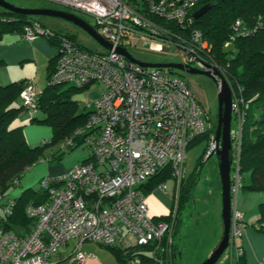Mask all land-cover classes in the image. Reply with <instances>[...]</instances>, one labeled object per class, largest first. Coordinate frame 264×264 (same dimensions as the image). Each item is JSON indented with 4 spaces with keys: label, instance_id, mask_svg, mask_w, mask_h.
Wrapping results in <instances>:
<instances>
[{
    "label": "built area",
    "instance_id": "2783aa9c",
    "mask_svg": "<svg viewBox=\"0 0 264 264\" xmlns=\"http://www.w3.org/2000/svg\"><path fill=\"white\" fill-rule=\"evenodd\" d=\"M48 1L93 17L97 31L113 48L91 51L67 36L59 38L57 65L48 84L83 87L98 83L103 87L86 106L90 108L86 123L66 137L59 149L68 151L80 139L92 151L68 172L42 178L41 187L48 199L26 206L27 214L35 219L28 232L6 230L0 220V264H57L53 256L72 240L76 241L72 253L63 257L80 264L93 257L82 249L87 241L125 249L154 244V260L167 264L159 254L165 250L162 242L174 226L177 209L174 207L169 220L155 219L143 184L169 166L174 179L161 187L171 184L173 194L175 180L180 184L186 177L189 146L212 127V122L185 74L173 71L175 68L140 65L117 48H127L126 41L134 44L146 36L153 46L177 50L187 66L222 72L209 57L210 42L191 26L190 13L201 0ZM240 25L237 20L236 29ZM53 34L38 21L26 24L23 30L28 40ZM40 94L33 81L25 83L21 98L33 113L38 111ZM233 106L236 113L237 101L233 100ZM241 124L232 129L233 196L243 185ZM209 140L208 156L217 148L215 132ZM50 142L46 139L42 143ZM19 182L17 178L15 183ZM14 203L0 194V219L12 213ZM236 208L229 247L236 248L238 255L243 253L238 237L244 226L243 215Z\"/></svg>",
    "mask_w": 264,
    "mask_h": 264
},
{
    "label": "trees",
    "instance_id": "16d2710c",
    "mask_svg": "<svg viewBox=\"0 0 264 264\" xmlns=\"http://www.w3.org/2000/svg\"><path fill=\"white\" fill-rule=\"evenodd\" d=\"M205 4H210V9L196 19L194 12ZM190 16L193 18L191 26L199 29L212 46L209 54L211 61L221 68L222 74L234 91L238 110L234 113L233 120L242 121V150L239 162L242 174L249 173L251 176V184L243 183V187L249 191H264V0H201ZM237 20L241 21L238 29L235 27ZM33 21L32 16L8 11L0 6V40L7 31L23 32L25 25ZM65 36L77 42L72 33L54 32L47 37L55 38L58 42L60 37ZM228 41H231V45L225 46ZM54 69L53 65L50 75ZM25 83L24 81L7 86L0 85V194L4 197H7V192L12 186L17 185V178L21 179L28 168L45 158V146L60 145L66 137L86 123L88 116V113L77 114L79 101L75 95L91 84L83 87L48 84L38 100V111L42 109L46 112V117L39 121L49 123L54 135L49 144L30 146L25 138L23 126H13L23 108L16 106L15 102ZM32 120L37 121L38 118L34 117ZM212 126L215 125L212 123ZM215 131L211 127L205 134L197 137L189 148L202 138H210L211 132ZM81 142L82 140L78 139L76 146ZM207 150L202 158L207 155ZM65 152L67 151L59 149V153H52L48 160H60ZM169 179H174V176L169 166H166L144 183L143 188L146 193H150ZM190 179L191 177H185L181 183L175 225L162 242L165 250L159 255L167 264H174V256L178 253L175 237L181 227L182 213L192 196L191 189L195 178L192 182ZM12 199L15 200L12 213L1 217L2 226L15 233H26L35 220L27 214L26 206L31 201L46 202L48 194L41 187L39 192L27 189L19 197ZM259 208L257 229L264 235V201L259 204ZM172 213L173 210L168 216L154 218L169 220ZM153 246L154 244H149L125 249L117 245H106L116 258L125 264H128L129 260H135L136 264H160L152 256ZM236 264H247L244 253L238 254Z\"/></svg>",
    "mask_w": 264,
    "mask_h": 264
},
{
    "label": "rangeland",
    "instance_id": "374dc122",
    "mask_svg": "<svg viewBox=\"0 0 264 264\" xmlns=\"http://www.w3.org/2000/svg\"><path fill=\"white\" fill-rule=\"evenodd\" d=\"M9 3L21 7V8H56L62 9L66 11L73 12L84 19H86L90 24L95 26V19L89 15H86L82 12L66 8L64 6H60L56 3L50 2L48 0H6ZM36 21L40 22V24L47 29H50L53 32L59 33H72L76 36L77 42H79L84 47L97 51V52H105V48L102 47L94 38H92L85 30L81 27L69 22L63 18L50 16V15H34L32 16ZM44 37V36H40ZM152 40L146 36H140L134 44H129L128 41L125 42V45L130 52V54L143 62L150 63H166V62H175L181 63L182 57L177 50H172L170 48L168 51H162L153 47L151 44ZM231 45V41L230 44ZM232 47V46H230ZM175 72H179L181 74H185L193 84V88L196 96L201 100V102L206 106L208 111L210 112L211 122L215 125L212 126V129L215 131L218 121V110H219V101H218V88L215 80L204 74H194L187 73L186 71H178L173 70ZM34 81V80H30ZM35 83V81H34ZM36 86V84H35ZM37 87V86H36ZM92 88V89H91ZM232 88V87H231ZM102 86L98 83L92 84L89 88L81 91L80 93L75 95V98L80 100L81 108L92 99L94 94H97L99 91L101 92ZM233 90V89H232ZM94 93V94H92ZM234 97V91H233ZM20 106V105H19ZM43 113L39 112L36 114L38 118L37 121H33L32 118L35 116H30L28 118H22V114H20L13 122V126H23L25 138L30 146L41 145L31 139H28L27 129L33 124L36 125H45L50 127V124L39 120L42 119ZM238 121L232 122V129H236V124ZM215 127V128H214ZM52 128V127H51ZM242 128V127H241ZM53 137V136H52ZM52 139V138H46ZM210 140L209 138H202L195 142L188 149V159L186 163V178L190 179V182L194 180V184H192L191 189V198L187 203L186 208L182 213V222L181 227L177 236L175 237V244L179 248L178 256L174 259V264H202L212 253L213 249L218 244L221 235H222V225H223V217H222V180L219 169V158L215 153L212 156H204L203 153L206 149L209 148ZM59 145L55 146H45V158L50 157L53 150L56 154L59 153L58 149ZM92 151L91 146H87L86 144H80L73 149L65 152L60 160L53 159L50 160L51 164L59 165L61 168H66L69 170L79 163L85 161ZM208 151V150H207ZM200 161V163H199ZM44 162V161H43ZM39 162V163H43ZM38 163V164H39ZM198 167V168H197ZM192 173H195L192 175ZM62 173L53 174L60 175ZM234 174V171H232ZM242 174V173H241ZM192 175V176H191ZM243 183L246 185L251 184V176L249 173L242 174ZM22 185L17 184L12 186L8 192L7 197L13 198L17 197L27 189L33 190L34 192L41 191L40 177L37 175V172L33 167L28 168L25 171V177L21 178ZM245 180V182H244ZM182 183V182H181ZM181 183L175 180L174 183V202L175 208L179 207V195ZM191 184V183H190ZM189 184V186H190ZM168 188L160 187V191L164 193L172 192V185ZM188 186V187H189ZM157 193L156 190L152 191L151 194ZM172 195L169 194V197ZM234 207H240L245 210L244 212L246 218H243V222L245 223V228L255 229L257 231L259 224V214L260 208L259 204L264 201V191H249L247 188H244L243 185L240 187L239 193L233 196ZM239 203V206H238ZM178 210V209H177ZM240 211V210H239ZM2 210L0 209V214ZM233 214L235 212L233 210ZM175 216V214H174ZM233 216V215H232ZM175 225V222H174ZM237 228V225H236ZM238 230V229H237ZM240 233V232H239ZM75 240H72L69 247H64L67 255L72 253V248L75 244ZM88 244H92L93 247L86 251L87 253H93L100 258L101 252L106 253L115 259L113 253L108 250L105 244H100L99 242H85V247ZM235 247V246H234ZM86 248H83L85 250ZM231 250H235V253H232ZM240 254V253H238ZM236 248L228 247V249L224 252L221 258L218 260L216 264H236L237 259ZM57 257V256H55ZM70 259L62 261L60 264H70ZM117 260L115 259V262ZM73 264H79L78 262H74ZM117 264V262H116ZM250 264V263H249Z\"/></svg>",
    "mask_w": 264,
    "mask_h": 264
},
{
    "label": "crops",
    "instance_id": "0c3cea01",
    "mask_svg": "<svg viewBox=\"0 0 264 264\" xmlns=\"http://www.w3.org/2000/svg\"><path fill=\"white\" fill-rule=\"evenodd\" d=\"M34 21L36 20L34 19ZM57 46V40L55 38L52 39L47 36L37 37L34 40H28L24 37L23 32L17 30H10L4 33L0 40V85L7 86L15 82L20 83L24 81L28 82L30 80H34L37 86L36 88L42 93L47 87L50 79V68L53 65L55 67L57 65ZM101 92L99 91L97 94L92 93L94 94L92 96V99L89 100L82 108L81 102L80 100H78L79 107L77 114L87 113L90 109L89 107H86L87 104L97 98ZM15 105L23 106L22 111L19 113V115L22 114V118H28L30 116L36 117V114L39 112L43 113L42 119L46 117V112L42 109H40L36 113H33L31 110H29L24 105L23 100L21 98V94L16 100ZM51 127V125L50 127H47L45 125L33 124L27 129L28 139L32 138L31 141H34L38 144H42L43 140H46V138H53L52 136L54 135V133L53 128ZM45 151L46 149L44 150V153ZM52 153H55V151L53 150ZM48 159L49 157L44 158L40 161H44L43 163H37L36 165H34V168L40 179L48 175L58 173L64 174L70 170H66V168H61L59 167V165L57 166L55 164H51V161H49ZM23 176L25 177V173ZM19 184L22 185L21 179ZM160 187L161 186L154 189L157 193H147V203L150 208V214L155 218L168 216L172 212V210H174L173 194L164 193L163 191H160ZM169 194H171L172 196L169 197ZM236 209L240 210V212H245V210L240 207H237ZM244 212H242V215L243 218H246ZM244 228L242 229V233L238 237V246L243 249L247 264H264V235L258 230L255 231V229H250L249 227L246 229ZM68 245L65 247H69ZM84 245L83 248L86 249L83 251L85 253H87L86 251L90 250L93 247L92 244L88 243L86 247ZM231 251L232 253H235V250ZM88 254L93 255V257L89 258L84 264H116V262L117 264H125L123 262H120L116 258L114 253L113 255L117 260L116 262L115 259H113L111 256L107 255L104 252H101L100 258H97V256L93 253ZM63 256H69L66 254L64 247L59 251V253L53 256L52 260L55 261L57 264H60L62 261L69 259H66ZM177 256L178 253L174 257L176 258ZM73 263L74 261L71 260L70 264Z\"/></svg>",
    "mask_w": 264,
    "mask_h": 264
},
{
    "label": "water",
    "instance_id": "95a60500",
    "mask_svg": "<svg viewBox=\"0 0 264 264\" xmlns=\"http://www.w3.org/2000/svg\"><path fill=\"white\" fill-rule=\"evenodd\" d=\"M0 6L8 11H14L23 13L28 16L34 15H50L63 18L73 24L81 27L85 30L92 38H94L102 47L105 49L111 50L113 45L100 34L96 27L90 24L86 19L83 17L62 9L56 8H21L17 7L6 0H0ZM210 4H205L199 9L194 12V17L197 19L202 16L205 12L210 9ZM157 49L162 51H168L167 47H158L153 46ZM117 51L124 54L128 59L133 62H136L140 65L146 67H157V68H175L178 70L186 71L187 73H194V74H204L207 76L212 77L218 88V101H219V110H218V121L215 131L216 136V150L212 151L210 156L213 154H217L219 158V169L221 174L222 180V217H223V225H222V235L221 238L213 249L212 253L209 257L202 263V264H216L224 252L230 246L231 240V225H232V215H233V192H232V157H231V150H232V122L234 116V106H233V90L224 77L222 72L214 68V72L209 69H198L195 67H190L185 64L175 63V62H166V63H150V62H143L136 58H134L127 48L118 47ZM208 68L209 65H206ZM219 76V79L218 77Z\"/></svg>",
    "mask_w": 264,
    "mask_h": 264
},
{
    "label": "clouds",
    "instance_id": "9594fccd",
    "mask_svg": "<svg viewBox=\"0 0 264 264\" xmlns=\"http://www.w3.org/2000/svg\"><path fill=\"white\" fill-rule=\"evenodd\" d=\"M210 156V155H209ZM233 208H234V204H233Z\"/></svg>",
    "mask_w": 264,
    "mask_h": 264
}]
</instances>
